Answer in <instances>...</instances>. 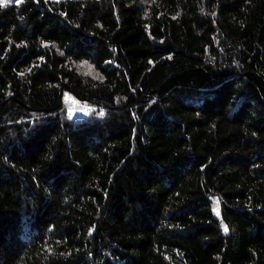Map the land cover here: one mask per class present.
<instances>
[{
  "label": "trees",
  "instance_id": "trees-1",
  "mask_svg": "<svg viewBox=\"0 0 264 264\" xmlns=\"http://www.w3.org/2000/svg\"><path fill=\"white\" fill-rule=\"evenodd\" d=\"M0 264H264V0H0Z\"/></svg>",
  "mask_w": 264,
  "mask_h": 264
},
{
  "label": "rangeland",
  "instance_id": "rangeland-1",
  "mask_svg": "<svg viewBox=\"0 0 264 264\" xmlns=\"http://www.w3.org/2000/svg\"><path fill=\"white\" fill-rule=\"evenodd\" d=\"M63 99L67 105V113L71 117L83 116L89 110L88 105L76 101L67 93L63 94Z\"/></svg>",
  "mask_w": 264,
  "mask_h": 264
}]
</instances>
